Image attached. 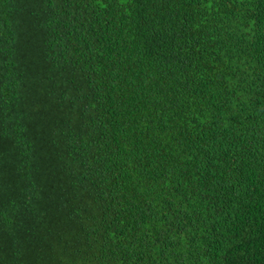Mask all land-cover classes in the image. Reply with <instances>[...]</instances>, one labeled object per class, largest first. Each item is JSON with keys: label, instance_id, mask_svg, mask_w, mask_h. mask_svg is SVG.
Here are the masks:
<instances>
[{"label": "trees", "instance_id": "obj_1", "mask_svg": "<svg viewBox=\"0 0 264 264\" xmlns=\"http://www.w3.org/2000/svg\"><path fill=\"white\" fill-rule=\"evenodd\" d=\"M0 264H264V0H0Z\"/></svg>", "mask_w": 264, "mask_h": 264}]
</instances>
